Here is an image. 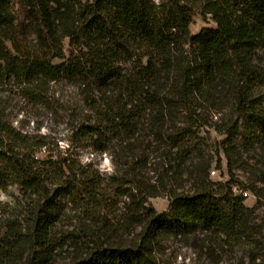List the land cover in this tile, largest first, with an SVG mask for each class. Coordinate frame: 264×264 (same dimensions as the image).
<instances>
[{
  "label": "trees",
  "instance_id": "16d2710c",
  "mask_svg": "<svg viewBox=\"0 0 264 264\" xmlns=\"http://www.w3.org/2000/svg\"><path fill=\"white\" fill-rule=\"evenodd\" d=\"M16 5L27 10L33 44L19 37L25 21ZM195 12L215 27L192 33ZM59 80L77 86L94 112L88 130L123 161L114 178L141 189L124 187L133 200L129 215L141 217L136 236L88 233L82 226L66 242L72 248L66 264H160L163 235L255 245L248 220L253 207L233 182L236 166L264 182V0H0V83L12 81L38 100ZM5 103L0 193L14 189L16 206L7 213L8 203H0V264H13V253L22 264H49L65 244L54 238L63 198L72 189L81 200L78 211L96 207L99 184L73 159H38L27 134L7 119ZM207 127L223 135L219 147L230 180L210 178L214 156L206 157L201 134ZM155 162L162 173L155 191L146 193L144 171ZM214 163L222 168L220 157ZM186 176L188 189L179 183ZM77 178L84 196L73 191ZM161 193L169 197L167 211L145 206L143 194ZM213 261L220 264L216 256Z\"/></svg>",
  "mask_w": 264,
  "mask_h": 264
},
{
  "label": "rangeland",
  "instance_id": "374dc122",
  "mask_svg": "<svg viewBox=\"0 0 264 264\" xmlns=\"http://www.w3.org/2000/svg\"><path fill=\"white\" fill-rule=\"evenodd\" d=\"M15 12L21 21H25L27 10L22 5H16ZM24 24V27L20 29L19 37L24 43L33 44L31 42L34 38V29L27 21ZM204 27H215V23L209 16L195 12L190 25L191 32L197 33ZM64 52L66 56L71 52L68 40L64 41ZM54 61L59 60L54 59ZM42 95L36 100L12 81L0 83V101H6L7 119L13 127L27 134L29 137L27 143L31 144L30 149H33L38 159L61 161L68 158L73 159L75 167H84L99 184L97 190L100 193V201L96 207L83 208L78 211L81 200L72 195V189L62 200V218L56 226L54 238H57L58 243L65 244L58 245L55 256L49 264H66L72 252V248L67 246L66 242L72 241L69 239L70 236L82 226L90 229L88 233L96 230L98 233L134 238L139 231L138 222L141 217L134 219L129 215L128 207L133 204V200L130 195H125L124 187L131 188V191L137 194L141 193V189H137V186L123 184L122 178L118 180L114 178L121 175L120 166L123 161L114 152L109 153L108 150H103L102 140L88 130L87 126L95 122L94 112L86 106L77 86L68 80H59L57 83L52 82L47 92ZM201 134L205 137L206 157L214 156L210 178L216 181L230 180L226 159L219 147V141L223 135L209 127L204 128ZM217 149L220 151L219 156L213 153ZM217 157L221 158L222 168L220 169L215 167L214 162ZM244 157L246 159V156ZM161 167L160 162L148 164L144 171L146 177L143 179L146 193L155 191L153 188L155 176L161 175ZM234 173L237 179L233 182L236 191L240 192L242 187L245 188L242 192L245 197L244 203L248 207H253L248 220L251 233L249 237L255 245L251 247L242 244L232 247L224 240L218 243L202 234L187 237L163 235L156 250L160 264H214V256L220 264H264L262 259L264 257V182L259 181L256 174H251L240 166L234 168ZM77 179H73L76 185L73 191L76 193L77 190V193L83 194L85 192L82 189L85 188L83 181L81 178ZM179 183H182L181 186L185 189L191 187L187 176ZM170 187L171 184L166 185L167 189ZM156 190L161 189L156 188ZM10 191L13 194L14 189ZM11 194L0 193V203H8L7 206H2V211L5 209L7 213L16 206ZM143 197L145 206L156 212L169 209L170 200L165 193L157 196L143 194ZM13 255V264L23 263L19 259V253H13ZM253 255L258 257L255 262L252 261Z\"/></svg>",
  "mask_w": 264,
  "mask_h": 264
}]
</instances>
